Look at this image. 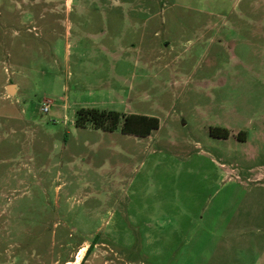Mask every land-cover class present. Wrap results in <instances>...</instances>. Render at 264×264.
<instances>
[{"label": "rangeland", "instance_id": "374dc122", "mask_svg": "<svg viewBox=\"0 0 264 264\" xmlns=\"http://www.w3.org/2000/svg\"><path fill=\"white\" fill-rule=\"evenodd\" d=\"M0 264H264V0H0Z\"/></svg>", "mask_w": 264, "mask_h": 264}, {"label": "trees", "instance_id": "16d2710c", "mask_svg": "<svg viewBox=\"0 0 264 264\" xmlns=\"http://www.w3.org/2000/svg\"><path fill=\"white\" fill-rule=\"evenodd\" d=\"M120 115L118 112H104L97 109H80L76 119V127H84L86 122H93L95 128L112 132L117 128ZM158 128V120L155 117L144 115L129 114L124 116L121 133L126 135H134L139 137L148 136L153 130ZM219 138H227V132L224 131L223 136Z\"/></svg>", "mask_w": 264, "mask_h": 264}, {"label": "water", "instance_id": "95a60500", "mask_svg": "<svg viewBox=\"0 0 264 264\" xmlns=\"http://www.w3.org/2000/svg\"><path fill=\"white\" fill-rule=\"evenodd\" d=\"M12 89H13V88H12V85L8 87V91H9V92H12Z\"/></svg>", "mask_w": 264, "mask_h": 264}, {"label": "bare ground", "instance_id": "6f19581e", "mask_svg": "<svg viewBox=\"0 0 264 264\" xmlns=\"http://www.w3.org/2000/svg\"><path fill=\"white\" fill-rule=\"evenodd\" d=\"M80 254H81V253H80ZM80 254H79V255H80ZM79 259H80V257L78 256L77 260H79Z\"/></svg>", "mask_w": 264, "mask_h": 264}, {"label": "crops", "instance_id": "0c3cea01", "mask_svg": "<svg viewBox=\"0 0 264 264\" xmlns=\"http://www.w3.org/2000/svg\"><path fill=\"white\" fill-rule=\"evenodd\" d=\"M190 220V219H189Z\"/></svg>", "mask_w": 264, "mask_h": 264}]
</instances>
